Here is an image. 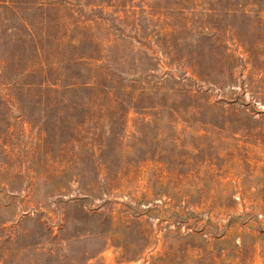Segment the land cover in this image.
Here are the masks:
<instances>
[{
    "label": "rangeland",
    "instance_id": "374dc122",
    "mask_svg": "<svg viewBox=\"0 0 264 264\" xmlns=\"http://www.w3.org/2000/svg\"><path fill=\"white\" fill-rule=\"evenodd\" d=\"M35 1L16 40L43 99L0 104V264H264V38L210 0ZM107 70L125 104L52 91Z\"/></svg>",
    "mask_w": 264,
    "mask_h": 264
},
{
    "label": "trees",
    "instance_id": "16d2710c",
    "mask_svg": "<svg viewBox=\"0 0 264 264\" xmlns=\"http://www.w3.org/2000/svg\"><path fill=\"white\" fill-rule=\"evenodd\" d=\"M175 4L181 8L182 5L188 4V1L176 0ZM206 5L203 8H196L201 10L202 16L210 19L208 20L210 25H213V20L220 16V22L224 25L226 23L227 33L231 34L230 38H264V0H210ZM206 9L209 13L205 12ZM38 11L41 13L44 11L42 2L0 0V43L4 42L0 46L6 43V47H0L1 105L11 101L13 107H15L14 104L19 106L25 99L31 97L32 92L36 97L40 95L39 99H43L39 94L43 90L41 84L44 81L41 78V58L33 52L26 57L25 53L31 45L24 42L18 43L16 40V38H35L33 27L31 28L33 24L31 15ZM200 28L204 33H197V37L209 38L210 34L207 33L206 26L202 25ZM18 45L21 46L20 50H17ZM69 76L74 75L69 74ZM75 76L78 77L79 86L67 87L61 91L52 89V91L69 93L71 97L77 99L91 98L96 101L112 100L120 104L126 103L128 97L126 89L130 83L127 71L121 70L118 74H114L111 70H107L106 73L94 74L92 85L84 80V76L78 74ZM139 77L134 76V80L137 81ZM12 86L14 87L11 88ZM17 86H19L18 89H16ZM4 88L9 89V95L4 94ZM14 88L16 90L12 91Z\"/></svg>",
    "mask_w": 264,
    "mask_h": 264
}]
</instances>
